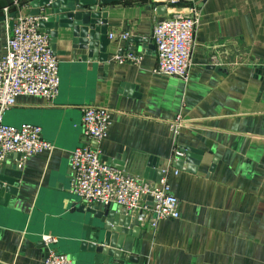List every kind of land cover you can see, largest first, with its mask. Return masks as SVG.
I'll return each mask as SVG.
<instances>
[{"label":"crops","instance_id":"crops-1","mask_svg":"<svg viewBox=\"0 0 264 264\" xmlns=\"http://www.w3.org/2000/svg\"><path fill=\"white\" fill-rule=\"evenodd\" d=\"M12 1L0 0V56L15 15ZM194 1L199 21L187 79L152 71L151 32L167 10L156 11L150 0L99 5L107 18V60L79 58L86 50L73 46L71 28L57 26L58 92L50 99L19 94L3 115L9 124L40 125L52 147L26 157L15 192L0 205V264H43L42 234L56 236L50 246L75 264H101L79 250L93 227L71 209L81 199L70 191L69 155L84 142L87 104L112 110L97 144L101 159L154 184L168 167L178 198L179 216L133 227L132 253L142 260L132 264H264V0ZM19 2L29 13L30 0ZM126 49L141 51V62L114 59ZM176 114L186 118L176 136L187 149L180 166L170 160L168 120ZM15 159L8 155L3 164L14 166ZM148 160L155 162L149 170Z\"/></svg>","mask_w":264,"mask_h":264},{"label":"built area","instance_id":"built-area-1","mask_svg":"<svg viewBox=\"0 0 264 264\" xmlns=\"http://www.w3.org/2000/svg\"><path fill=\"white\" fill-rule=\"evenodd\" d=\"M150 1L154 8L160 3L167 10L155 22L151 32L157 57L152 71L187 79L192 65L199 8L194 0H189L188 4H180L179 0ZM10 5L15 6V15L10 17L4 52L0 56V164L8 155L15 154L18 155L15 159L17 167L21 168L26 157L50 149L52 143L42 136L40 125L26 121L18 125L9 124L3 121V115L19 94L41 95L46 99L55 96L59 88L58 57L50 45L49 34L38 25V16L23 12L19 0H13ZM10 5L3 7L5 13L10 10ZM127 36V32L119 33L121 38ZM142 56L141 51L126 49L119 51L114 59L139 63ZM211 58L214 63H219L215 55ZM111 112L106 105L83 106L81 125L84 142L70 151V191L85 205L118 203L140 224L147 222L153 228L160 218L179 216L178 198L166 178L168 167H162L159 181L151 184L101 159L97 144L106 135ZM168 122L172 137L170 160L174 161L185 153L176 136L186 118L176 114ZM146 196H151V204ZM41 237L46 246L43 264H75L68 253L50 246L49 243L57 240L56 236L42 234Z\"/></svg>","mask_w":264,"mask_h":264},{"label":"water","instance_id":"water-1","mask_svg":"<svg viewBox=\"0 0 264 264\" xmlns=\"http://www.w3.org/2000/svg\"><path fill=\"white\" fill-rule=\"evenodd\" d=\"M111 1L114 0H30L29 13L38 16V25L51 35L52 49L54 48L55 29L58 25H62L71 28L73 46L86 50L79 54V58L107 60L108 53L105 50L107 18L106 12L99 5ZM164 10L163 4L156 5V11L163 12ZM13 14L15 12H12ZM135 40L140 41L145 38L135 36ZM183 150L186 153V147H183ZM3 163L0 164V205L2 206L7 202L10 193L15 192V186L18 184L15 178L20 176V169L16 163L14 166ZM108 163L112 164V162ZM147 163L148 170L149 166L155 165L154 161L148 160ZM181 163L182 159L174 160L176 166H180ZM160 176L161 168L158 170V180ZM146 198L151 204V196H146ZM71 206H74L71 209L83 213L85 219H88L93 227V230L87 233V237L80 240L79 250L91 252L92 257L97 255L101 264L141 262L142 256L132 253L130 243L132 236L136 233L133 227L139 228L140 222L122 205L115 202H99L89 206L72 200Z\"/></svg>","mask_w":264,"mask_h":264}]
</instances>
